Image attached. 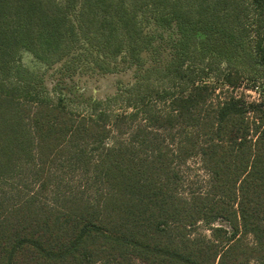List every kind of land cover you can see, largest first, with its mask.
I'll list each match as a JSON object with an SVG mask.
<instances>
[{"label":"trees","instance_id":"trees-1","mask_svg":"<svg viewBox=\"0 0 264 264\" xmlns=\"http://www.w3.org/2000/svg\"><path fill=\"white\" fill-rule=\"evenodd\" d=\"M235 1L0 0V264H264V97H230L204 111L206 97L195 89L171 95V114H157L151 124L173 128L183 119L193 132L172 156L151 143L150 155L141 156L131 146H108V124L68 110L21 63L29 52L47 66L64 62L74 70L143 67V53L155 48L148 26L175 24L186 39L177 41L171 61L147 69L125 90L128 106L138 107L159 93L149 82L154 74L184 80L190 52L181 50L200 28L226 32L230 15L238 22L242 13L257 15L255 52L264 64V0H249L248 7ZM246 34L247 28L240 39ZM225 81L234 84L230 76ZM136 139L149 142L145 133ZM80 146L90 147L86 163L99 156L93 168L106 191L93 199L66 195L50 205L41 195L47 173L72 147L84 153ZM193 156L209 172V186L183 195L173 164ZM26 165L39 176V192L16 183ZM218 220L228 226H212ZM199 223L211 225L210 239L191 238Z\"/></svg>","mask_w":264,"mask_h":264},{"label":"rangeland","instance_id":"rangeland-1","mask_svg":"<svg viewBox=\"0 0 264 264\" xmlns=\"http://www.w3.org/2000/svg\"><path fill=\"white\" fill-rule=\"evenodd\" d=\"M240 7L249 5V0H238ZM233 4L229 10L233 12ZM230 15L224 33L198 29L191 39L189 56L184 62L186 77L184 80H170L154 74L149 82L159 93L150 96L144 105L128 106V95L125 90L131 87L151 67H164L173 58L176 52L175 45L179 39L185 40V35L178 30L175 24L165 27H156L150 24L156 34L154 49L143 53L144 66L122 65L119 71L101 73L86 68L68 69L64 62L53 66L41 63L34 55L24 52L21 63L36 74L44 83L50 95L54 98L62 97L68 110L84 115H93L112 128L107 141L108 146L115 148L133 147L136 155H150L148 144L163 150H169L171 156L180 141L193 128L179 119L173 128H156L151 124L155 115H167L173 111L170 100L173 96H187L195 89L199 99L206 97L204 111L210 105L217 107L230 97H241L248 102L263 101L264 91V64L256 56L255 46L261 37L255 30L258 22L257 15L242 13ZM247 28V34L240 39ZM249 29V30H248ZM231 32L237 39L231 40ZM240 39V40H239ZM181 49V47H179ZM184 53V52H183ZM186 54V53H185ZM230 76L234 84L225 81ZM194 79V83L189 82ZM169 92L170 94H168ZM102 101L97 106V102ZM175 114V112H174ZM176 115V114H175ZM254 114H247L249 121H253ZM147 135V144H141L136 139L138 134ZM151 141V142H150ZM90 147L80 146L84 153L72 147L47 173L49 186L42 191V198L50 205H56L66 195L77 194L86 199H93L99 192H105L101 180L97 178L94 164L99 158L97 154L86 163L87 151ZM132 149V148H131ZM87 150V151H86ZM90 163V164H89ZM181 177L179 192L190 195L193 192H204L208 189L210 174L203 165L199 156H193L186 161L175 160L173 164ZM33 168L26 165L16 178V183L22 185L29 192H39L38 177L33 174ZM6 189L11 188L7 184ZM228 226L224 221H216L212 226ZM191 238L210 239L211 225L199 223L190 229ZM247 241L255 244L254 237L249 235ZM98 264H111L100 262ZM251 264H258L252 261Z\"/></svg>","mask_w":264,"mask_h":264}]
</instances>
